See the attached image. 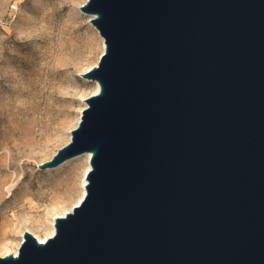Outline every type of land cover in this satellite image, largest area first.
<instances>
[{"label": "water", "instance_id": "obj_1", "mask_svg": "<svg viewBox=\"0 0 264 264\" xmlns=\"http://www.w3.org/2000/svg\"><path fill=\"white\" fill-rule=\"evenodd\" d=\"M103 39L69 141L81 201L0 264H264V0H85Z\"/></svg>", "mask_w": 264, "mask_h": 264}, {"label": "rangeland", "instance_id": "obj_2", "mask_svg": "<svg viewBox=\"0 0 264 264\" xmlns=\"http://www.w3.org/2000/svg\"><path fill=\"white\" fill-rule=\"evenodd\" d=\"M83 0H0V257L80 194L82 157L39 169L70 139L95 82L101 36Z\"/></svg>", "mask_w": 264, "mask_h": 264}, {"label": "bare ground", "instance_id": "obj_3", "mask_svg": "<svg viewBox=\"0 0 264 264\" xmlns=\"http://www.w3.org/2000/svg\"><path fill=\"white\" fill-rule=\"evenodd\" d=\"M84 2H85V0H83V3ZM83 3H81V4H83ZM79 6H78V9H79ZM91 17H92V15H88L87 21H88L89 25H91V27H93L95 29V27L90 23ZM101 43H102V50H103L104 43H103L102 37H101ZM91 67L92 66H89V67L85 68L83 72L87 71ZM94 82H95V87H94V90H93V94H96L98 92V90H99V85H98V83L96 81H94ZM79 156L82 157V160L83 161H82V164H81V167H80L81 168L80 194L77 197V199L74 200L73 203L71 205H69V206H61V207H56L55 206V207L52 208L53 212L51 214V219L49 221V227H48V229L43 234H38L35 231L27 230L40 243H45L48 238H50V237L53 236V234L55 232L54 219L56 217H63L66 213H68L69 211H71L72 210V207L75 206V205H77L81 201V199H82V197H83V195L85 193L86 173L90 169V157H91V153L86 152V153H84L82 155H79ZM22 237H23V232L20 234V239H19L18 244L12 250L9 249L8 245H4V248H5L4 250H5V254L6 255H8V254L16 255L17 254L18 245H19L20 241L22 240Z\"/></svg>", "mask_w": 264, "mask_h": 264}]
</instances>
